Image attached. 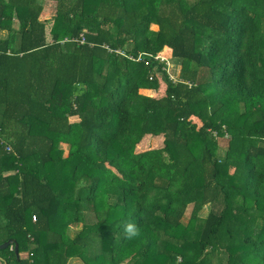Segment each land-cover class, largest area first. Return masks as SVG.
<instances>
[{
	"label": "trees",
	"instance_id": "1",
	"mask_svg": "<svg viewBox=\"0 0 264 264\" xmlns=\"http://www.w3.org/2000/svg\"><path fill=\"white\" fill-rule=\"evenodd\" d=\"M43 1L0 0V260L264 264V0Z\"/></svg>",
	"mask_w": 264,
	"mask_h": 264
},
{
	"label": "rangeland",
	"instance_id": "2",
	"mask_svg": "<svg viewBox=\"0 0 264 264\" xmlns=\"http://www.w3.org/2000/svg\"><path fill=\"white\" fill-rule=\"evenodd\" d=\"M43 8H42V12L40 15V19L45 20V18H50L53 16V14L55 13V6H56V2L53 0H44L43 4H42ZM151 27L153 29H157L156 25H151ZM167 49V50H166ZM159 54H161V56L163 57V61L165 62L166 67L168 68V72L170 73V78H172L173 80H176L178 77V70H179V66L176 65L174 63V61H172L170 59L171 56V48H163L161 51L158 52ZM135 60V59H134ZM139 92L141 94H145V95H149V96H159L160 94H162V88L161 89H144V88H140ZM162 137L158 136V137H153V136H145L144 138H142V140L136 145L135 151L139 152V151H143L145 149H149V148H157V147H161L163 144L162 141ZM224 140L221 139L219 140V147L223 148L225 145V142H223ZM223 146V147H222ZM209 210V206L204 207L201 212H200V216L202 218H204L207 214ZM189 208L185 211V214L182 218V221L184 223H186L188 221L189 218ZM93 215L92 214H87V222H91L93 221ZM72 229L70 230V234L73 233L74 231H76L78 228H80V224L76 227L73 226L71 227ZM69 264H81V262L77 261V260H71L69 262ZM123 264H126V260L124 261Z\"/></svg>",
	"mask_w": 264,
	"mask_h": 264
},
{
	"label": "clouds",
	"instance_id": "3",
	"mask_svg": "<svg viewBox=\"0 0 264 264\" xmlns=\"http://www.w3.org/2000/svg\"><path fill=\"white\" fill-rule=\"evenodd\" d=\"M123 228H124V233L127 238H132L139 234L138 228L136 227L134 223H131V222L126 223L123 226Z\"/></svg>",
	"mask_w": 264,
	"mask_h": 264
},
{
	"label": "built area",
	"instance_id": "4",
	"mask_svg": "<svg viewBox=\"0 0 264 264\" xmlns=\"http://www.w3.org/2000/svg\"><path fill=\"white\" fill-rule=\"evenodd\" d=\"M153 58L155 59V60H160V61H163L162 59H163V57L161 56V54H156V55H154L153 56ZM136 61H140L142 58H141V56L139 55L138 57H136V58H134ZM146 63V62H145ZM168 69V68H167ZM168 71V70H167ZM150 79H152V76H150L149 77ZM213 133V135L215 136V137H217L218 135H217V133L215 132V131H213L212 132ZM225 136H227V133H225L224 134ZM8 149L10 150V147L8 146ZM33 220H35V216H33Z\"/></svg>",
	"mask_w": 264,
	"mask_h": 264
},
{
	"label": "crops",
	"instance_id": "5",
	"mask_svg": "<svg viewBox=\"0 0 264 264\" xmlns=\"http://www.w3.org/2000/svg\"><path fill=\"white\" fill-rule=\"evenodd\" d=\"M2 35H4V33L2 32V33H0V36H2ZM164 48H166V47H164ZM168 48V47H167ZM21 254V256H26L27 254L25 253V252H23V253H20ZM0 264H4L1 260H0Z\"/></svg>",
	"mask_w": 264,
	"mask_h": 264
},
{
	"label": "water",
	"instance_id": "6",
	"mask_svg": "<svg viewBox=\"0 0 264 264\" xmlns=\"http://www.w3.org/2000/svg\"><path fill=\"white\" fill-rule=\"evenodd\" d=\"M8 244H9V242H5L4 244H1V245H0V248H4V247H6Z\"/></svg>",
	"mask_w": 264,
	"mask_h": 264
}]
</instances>
